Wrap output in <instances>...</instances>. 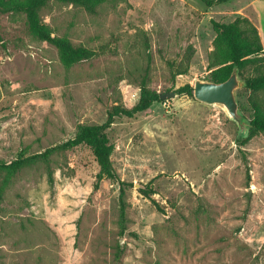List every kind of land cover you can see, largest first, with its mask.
<instances>
[{
  "label": "rangeland",
  "instance_id": "1",
  "mask_svg": "<svg viewBox=\"0 0 264 264\" xmlns=\"http://www.w3.org/2000/svg\"><path fill=\"white\" fill-rule=\"evenodd\" d=\"M237 3L107 0L91 13L51 2L41 16L54 35L95 52L72 66L30 34L24 14L0 12V161L104 124L114 106L137 103L143 82L177 93L108 129L128 183L124 224L120 185L95 189L92 149L72 147L53 155L54 182L39 162L6 188L0 264H264V132L251 137L220 106L178 92L229 63L212 21L253 17ZM190 55L189 71L176 74ZM250 94L237 90L251 122Z\"/></svg>",
  "mask_w": 264,
  "mask_h": 264
},
{
  "label": "trees",
  "instance_id": "2",
  "mask_svg": "<svg viewBox=\"0 0 264 264\" xmlns=\"http://www.w3.org/2000/svg\"><path fill=\"white\" fill-rule=\"evenodd\" d=\"M107 0H0V12L12 14H24L26 23L31 35L35 38L56 46L60 52L62 61L66 66L85 59H89L95 55V52L87 47L75 45L68 37L54 35L52 28L46 23L41 16L42 10L51 2L70 3L82 6L91 13H97L98 8ZM207 6L212 7L230 0H201ZM213 26L217 32L216 46L220 47L225 44L229 53V63L220 70L212 72L211 80L222 82L227 80L236 65L240 69V76L246 82V88L251 91L249 96L250 105L254 111L251 120L252 127L249 135L251 137L264 132V46L255 23L248 17L238 16L231 23H221L213 20ZM4 37L0 33V41ZM192 56L188 57L187 65L179 70L176 74H185L189 71ZM194 86L186 84L178 89L179 93L194 95ZM162 101L160 93L151 89L146 82L142 83L139 99L137 103L131 107L114 106L104 124L100 125H84L81 126L75 137L45 149L42 152L25 155L20 154L16 159L10 162L0 161V172L4 173L2 186L0 189V199L3 198L4 192L13 177L16 176L25 167L39 162H43L48 166V176L50 182L55 181L54 173L51 168L53 155L57 152L65 151L69 148L82 144L90 147L100 166V170L96 175L95 189H98L105 179H110L120 185L121 189V216L122 223L125 222L126 204L123 200L128 183L124 181L117 172L112 154L115 146L112 144L108 135V129L114 124L119 117H135L139 113L148 110L152 105ZM141 188L140 191L145 195H150L151 190ZM158 209L161 207L158 205Z\"/></svg>",
  "mask_w": 264,
  "mask_h": 264
},
{
  "label": "water",
  "instance_id": "3",
  "mask_svg": "<svg viewBox=\"0 0 264 264\" xmlns=\"http://www.w3.org/2000/svg\"><path fill=\"white\" fill-rule=\"evenodd\" d=\"M246 86L245 80L240 76V69L236 65L231 76L222 82L199 78L195 81L194 95L205 103L220 106L226 114L238 123L244 133H249L252 123L242 112L238 100L237 90ZM177 95L176 92L160 93L161 100L170 99Z\"/></svg>",
  "mask_w": 264,
  "mask_h": 264
},
{
  "label": "crops",
  "instance_id": "4",
  "mask_svg": "<svg viewBox=\"0 0 264 264\" xmlns=\"http://www.w3.org/2000/svg\"><path fill=\"white\" fill-rule=\"evenodd\" d=\"M235 1L239 3L235 4L233 7L238 9L249 8L252 11L253 17H249L257 26L264 46V0H230L223 4L228 6L231 3H235Z\"/></svg>",
  "mask_w": 264,
  "mask_h": 264
}]
</instances>
